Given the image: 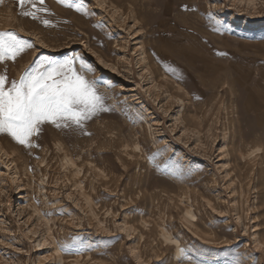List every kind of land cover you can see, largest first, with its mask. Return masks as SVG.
I'll return each instance as SVG.
<instances>
[{
    "label": "rangeland",
    "instance_id": "1",
    "mask_svg": "<svg viewBox=\"0 0 264 264\" xmlns=\"http://www.w3.org/2000/svg\"><path fill=\"white\" fill-rule=\"evenodd\" d=\"M72 2L0 0L9 86L79 55L107 109L0 134V264H264V0Z\"/></svg>",
    "mask_w": 264,
    "mask_h": 264
},
{
    "label": "snow or ice",
    "instance_id": "2",
    "mask_svg": "<svg viewBox=\"0 0 264 264\" xmlns=\"http://www.w3.org/2000/svg\"><path fill=\"white\" fill-rule=\"evenodd\" d=\"M37 2L42 6L45 0H17L20 7L30 3L38 11H48L37 8ZM57 3L88 15L81 3L72 0ZM22 15L35 19L36 11H25ZM43 23L47 25L48 21ZM28 48L31 44L15 32L0 31V62L15 60ZM92 72V66L75 55L62 61L43 57L19 80L11 81L10 86L7 77L0 75V134H6L18 145L33 147L31 138L41 132L44 124L57 129L79 128L96 113L107 111L97 90L98 80L87 78ZM183 252L181 249L182 255Z\"/></svg>",
    "mask_w": 264,
    "mask_h": 264
},
{
    "label": "bare ground",
    "instance_id": "3",
    "mask_svg": "<svg viewBox=\"0 0 264 264\" xmlns=\"http://www.w3.org/2000/svg\"><path fill=\"white\" fill-rule=\"evenodd\" d=\"M143 56H144V55H143ZM142 59H144V58L142 57ZM177 251H178V254H179V255H182V254H181V249H178ZM182 256H186V255L184 254V252H183V255H182Z\"/></svg>",
    "mask_w": 264,
    "mask_h": 264
}]
</instances>
